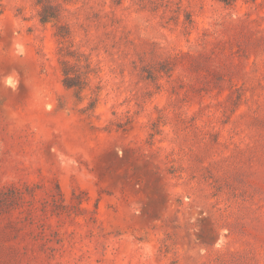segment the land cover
I'll list each match as a JSON object with an SVG mask.
<instances>
[{
  "label": "rangeland",
  "instance_id": "374dc122",
  "mask_svg": "<svg viewBox=\"0 0 264 264\" xmlns=\"http://www.w3.org/2000/svg\"><path fill=\"white\" fill-rule=\"evenodd\" d=\"M0 264H264V0H0Z\"/></svg>",
  "mask_w": 264,
  "mask_h": 264
}]
</instances>
